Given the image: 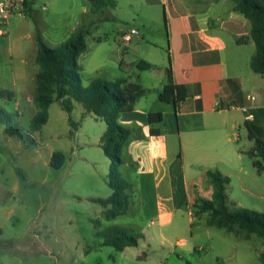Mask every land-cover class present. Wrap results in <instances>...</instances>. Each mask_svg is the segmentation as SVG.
<instances>
[{
    "label": "rangeland",
    "instance_id": "obj_1",
    "mask_svg": "<svg viewBox=\"0 0 264 264\" xmlns=\"http://www.w3.org/2000/svg\"><path fill=\"white\" fill-rule=\"evenodd\" d=\"M120 2V7L92 14L87 0H34L33 17L14 15L7 25L0 26V107L10 114L6 119L10 126L19 125L23 134L38 144H26L18 135H9L7 124L0 123V264H262L261 238L247 235L237 226L232 230L210 226L208 213L199 217L194 215L195 210L192 213L185 196L192 198L193 186L187 194L181 192L184 203L172 225L164 229L166 238L146 236L143 245L123 252L100 245L93 219L102 218V206L87 197H106L110 193L109 159L96 145L107 128L105 121L92 114L82 118L84 108L80 103L69 114L60 102H54L47 124L40 131L30 132V121L39 111L34 103V79L39 69L35 62L36 30L49 47H56L66 42L73 27L91 25L88 50L79 59L83 85L96 78L136 80L130 77L132 63L148 57L151 49L144 44L147 36L132 20L135 11L125 0ZM139 8L143 9L138 11L143 18L146 8ZM131 27L141 30L139 38L121 40L119 36L129 33ZM121 58L129 64L128 69L120 67ZM3 90L13 97H2ZM179 148V142L175 143V149ZM238 148L249 151L251 144L242 141ZM53 151L66 155L61 169L49 165ZM242 165L247 175L221 164L223 170L235 174L226 193L236 206H229L264 213V177L258 176L250 157ZM244 186H253V194ZM130 203L132 210L118 217L117 226L128 224L136 232L148 231L147 218L152 212L140 209L137 194ZM106 228L104 223L101 229Z\"/></svg>",
    "mask_w": 264,
    "mask_h": 264
},
{
    "label": "crops",
    "instance_id": "obj_2",
    "mask_svg": "<svg viewBox=\"0 0 264 264\" xmlns=\"http://www.w3.org/2000/svg\"><path fill=\"white\" fill-rule=\"evenodd\" d=\"M120 1L117 0L116 7H120ZM125 3L135 11L132 20L147 36L144 44L151 49L148 57L133 61V75L128 74L136 79L131 82L142 85L147 92L132 111L122 113L118 120L133 131L124 147L121 166L130 183L126 214L132 210L133 195H139L140 209L152 212L147 218L148 231L140 229L139 233L143 238L162 240L166 238L164 229L172 225L176 211L183 206L182 191L186 193L190 186L194 187L192 198L185 196V204L192 205L193 213L198 199H212L214 187L208 175L210 171H220L230 182L236 170L247 175L242 162L249 158L248 152L253 150L255 142L249 138L246 122H258L264 127V75L251 68V58L256 52L251 37L252 23L235 9L234 0H125ZM139 5L146 8L143 18L138 13L143 10ZM117 19L126 21L122 17ZM139 28L130 29L138 31L136 37L141 34ZM125 34L128 33L119 36L121 40ZM140 61L152 67L141 71L137 68ZM122 66L129 67L123 58ZM169 67L175 82L188 90L187 98L177 108L159 100ZM242 107L248 108L252 119H247ZM150 112H161L163 121L151 125ZM152 127L159 129L160 134L152 135ZM242 141L251 144L249 151L238 148ZM177 142L178 150L175 149ZM96 145L101 147L100 143ZM66 161L65 155L64 164ZM222 163L234 172L223 170ZM258 176L263 178L264 172ZM252 187L243 189L253 194ZM111 193L110 189L106 197L88 196L87 199L107 198ZM229 201L235 203L231 197ZM102 213L103 207L102 218H96L101 222V231L104 223L107 228L117 226L118 217L124 216L105 220ZM127 225L125 228L134 229ZM178 243L185 244L186 240ZM100 245L103 246V239Z\"/></svg>",
    "mask_w": 264,
    "mask_h": 264
},
{
    "label": "trees",
    "instance_id": "obj_3",
    "mask_svg": "<svg viewBox=\"0 0 264 264\" xmlns=\"http://www.w3.org/2000/svg\"><path fill=\"white\" fill-rule=\"evenodd\" d=\"M93 13L103 12L108 8H115L117 0H87ZM235 9L245 15L252 23L251 37L256 45V52L251 58V68L255 73L264 75V0H234ZM26 15L33 17L34 0H25ZM91 25H80L67 38L66 42L56 47H49L40 31L36 30L35 41L37 54L35 62L39 69L35 76L34 103L39 111L30 121V132L40 131L49 120V108L54 102H60L63 109L71 114L80 103L84 112L82 118L88 114L105 121L107 128L101 137L100 145L105 156L110 160V172L107 185L112 193L107 198H91L92 202L103 207L102 216L105 220H112L120 215H125L129 210V181L124 177L121 166L124 164L123 151L132 129L119 125L118 120L122 113L132 111L137 102L145 96L147 90L140 84L131 82L128 78L106 80L96 78L87 86L83 85L82 67L80 57L88 50L87 36L90 34ZM101 41V40H100ZM239 42H242L240 39ZM152 66L143 61L137 63L141 71ZM186 86L175 82L171 67L167 69L166 83L159 95V100L165 104H172L175 108L187 98ZM2 97L11 99L12 93L8 90L1 91ZM6 117V118H5ZM10 114L0 107V123L7 124L6 132L13 136L18 135L25 143L35 144L33 138L25 136L23 128L19 125L10 126L7 122ZM71 121V116L69 117ZM148 121L151 125L161 123V112H150ZM72 122V121H71ZM74 126V125H73ZM77 126L75 125V128ZM249 138L254 140L253 150L248 156L253 159V166L259 174L264 172V127L258 122H246ZM152 135H159L160 130L151 128ZM65 162V155L56 151L53 153L50 166L61 169ZM210 180L214 187L211 200L198 199L194 204V215L199 217L208 213V224L218 228L232 230L235 226L246 232L247 235L255 234L264 242V213L247 211L239 208L231 209L226 193L230 178L220 171H210ZM97 229L96 237L103 239V246H111L118 252H123L127 247H139L143 235L132 228L112 226L99 230L101 222L93 220ZM264 264V254L260 257Z\"/></svg>",
    "mask_w": 264,
    "mask_h": 264
},
{
    "label": "built area",
    "instance_id": "obj_4",
    "mask_svg": "<svg viewBox=\"0 0 264 264\" xmlns=\"http://www.w3.org/2000/svg\"><path fill=\"white\" fill-rule=\"evenodd\" d=\"M26 11L25 0H0V26L7 25L9 19L14 15H26ZM137 34L138 31L132 29L128 34L123 36V40L129 42ZM241 110L247 113V119H252L253 116L248 113L247 107H242Z\"/></svg>",
    "mask_w": 264,
    "mask_h": 264
}]
</instances>
